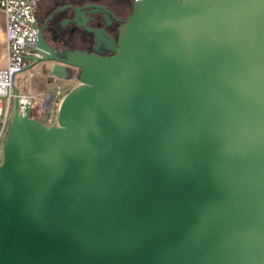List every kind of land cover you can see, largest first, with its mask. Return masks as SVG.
I'll use <instances>...</instances> for the list:
<instances>
[{
    "label": "water",
    "instance_id": "1",
    "mask_svg": "<svg viewBox=\"0 0 264 264\" xmlns=\"http://www.w3.org/2000/svg\"><path fill=\"white\" fill-rule=\"evenodd\" d=\"M64 9L92 46L35 24L24 69L77 84L47 127L13 100L0 264H264V0Z\"/></svg>",
    "mask_w": 264,
    "mask_h": 264
},
{
    "label": "built area",
    "instance_id": "2",
    "mask_svg": "<svg viewBox=\"0 0 264 264\" xmlns=\"http://www.w3.org/2000/svg\"><path fill=\"white\" fill-rule=\"evenodd\" d=\"M40 1L42 0H0V13L4 18L3 38L5 43V65L0 68V155L2 139L6 135L12 113L11 110L8 116L9 104L15 100L18 113L22 112L24 105H28V115L30 107L36 106V103L32 101L34 95L21 94L17 89L16 93L14 92L13 80L34 59L41 57L35 47L37 28L33 17ZM134 1L137 0H130V2ZM60 98L59 86L55 87L52 94L40 93L41 112L34 113L35 118L33 119L37 120L39 114H42L44 115L43 125L45 127L53 125L55 110ZM29 117L31 116L29 115Z\"/></svg>",
    "mask_w": 264,
    "mask_h": 264
},
{
    "label": "trees",
    "instance_id": "3",
    "mask_svg": "<svg viewBox=\"0 0 264 264\" xmlns=\"http://www.w3.org/2000/svg\"><path fill=\"white\" fill-rule=\"evenodd\" d=\"M130 3V0H42L37 4L36 9L48 15L53 10L63 8L64 6L79 7L87 4H96L102 6L105 10H109L116 19L122 20L130 12ZM54 14H56L54 26L56 31L61 35L62 41H64V47L86 51L87 45L90 46L92 41H88L84 35L75 31L72 25H65L63 28L59 26L61 20L68 19L72 16V12L64 9ZM31 117L35 118V115Z\"/></svg>",
    "mask_w": 264,
    "mask_h": 264
},
{
    "label": "rangeland",
    "instance_id": "4",
    "mask_svg": "<svg viewBox=\"0 0 264 264\" xmlns=\"http://www.w3.org/2000/svg\"><path fill=\"white\" fill-rule=\"evenodd\" d=\"M40 70H41L40 64H37L31 68L23 69L21 71V73L17 74L14 77L13 85L18 88L19 93L27 94L28 90L30 89L31 82H32V84L34 82L35 83L39 82V85L43 87V89H41L42 92H47L49 94H52L54 92L56 85L59 86V93L63 94L64 91L67 89V87L70 84L73 86L77 84V74H78L77 70L70 69L71 70L70 76L67 79H65V80H53L52 84H46L45 81H41L38 79V77L40 76V73H41ZM35 86H36V84H35ZM32 101H34L36 103V106L30 107L29 115L34 116V113L38 114L39 112H41L39 93L36 95L34 94ZM12 105H13V102H11L9 104L8 116L10 115V112L12 110ZM44 113L46 114V112H44ZM4 138H5V136L3 137L2 142H3ZM0 160H1V155H0Z\"/></svg>",
    "mask_w": 264,
    "mask_h": 264
},
{
    "label": "flooded vegetation",
    "instance_id": "5",
    "mask_svg": "<svg viewBox=\"0 0 264 264\" xmlns=\"http://www.w3.org/2000/svg\"><path fill=\"white\" fill-rule=\"evenodd\" d=\"M34 23L36 24L37 27L42 28V35L43 38L48 41V43L50 44V46L56 47V48H60V47H64V41H62L61 39V35L56 31V28L54 26V23L56 21V14H48L45 15L42 12L39 11V9H35L34 11ZM86 25L93 27L94 26V22H88L86 23ZM117 23H112L111 26L107 29L108 34H110L112 37L114 36V32L115 29L117 27ZM74 30L77 31L79 34L84 35L88 41H92L91 40V36L84 32L83 29L81 28H76L74 27ZM92 44L89 46L87 45V49L86 51H89L91 48Z\"/></svg>",
    "mask_w": 264,
    "mask_h": 264
},
{
    "label": "crops",
    "instance_id": "6",
    "mask_svg": "<svg viewBox=\"0 0 264 264\" xmlns=\"http://www.w3.org/2000/svg\"><path fill=\"white\" fill-rule=\"evenodd\" d=\"M3 26H4V18H3L2 13H0V68H3L4 65H5V58H4V56H5V43H4V38H3V34H4ZM38 79L41 80V81H45L46 84H52L53 83V79L49 80L46 77L41 76V75L38 77ZM35 84H36L37 87L35 86ZM56 86H58V85H56ZM71 87H73V85L70 84L67 87V89L64 91V93L60 94V96L62 97L67 92V90H69ZM15 89L18 90L17 87H15ZM41 89H43V87L39 85V82H37V83L34 82L33 84L31 82L30 89L28 90L27 94L32 95V96L34 94L35 95L38 94V93L40 94V93H42ZM33 104H34V102H33Z\"/></svg>",
    "mask_w": 264,
    "mask_h": 264
}]
</instances>
